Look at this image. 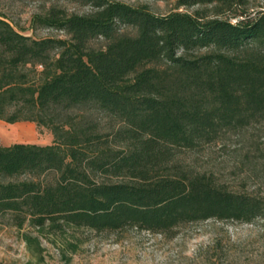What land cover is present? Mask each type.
I'll use <instances>...</instances> for the list:
<instances>
[{
    "label": "trees",
    "instance_id": "trees-1",
    "mask_svg": "<svg viewBox=\"0 0 264 264\" xmlns=\"http://www.w3.org/2000/svg\"><path fill=\"white\" fill-rule=\"evenodd\" d=\"M72 1L92 11L51 6L30 23L66 38L27 36L0 14V120L53 136L50 145L0 140V217L37 231L24 236L37 255L40 237L76 253L67 237L79 230L168 235L264 218V177L263 190L235 191L176 158L263 126L264 12L251 17L249 0H175L197 9L167 15Z\"/></svg>",
    "mask_w": 264,
    "mask_h": 264
},
{
    "label": "rangeland",
    "instance_id": "rangeland-1",
    "mask_svg": "<svg viewBox=\"0 0 264 264\" xmlns=\"http://www.w3.org/2000/svg\"><path fill=\"white\" fill-rule=\"evenodd\" d=\"M129 5H147L157 15L173 11L193 13L197 7L177 9L175 0H116ZM51 6L64 8L68 13L89 14L90 6L72 0H0V14H6L25 30L24 34L37 39L66 38L64 32L49 28L30 30L35 14ZM249 14L264 12V0H249ZM235 21V20H233ZM103 41L93 42L101 46ZM0 140L3 146L13 144L50 145L52 134L40 130L35 123L19 122L10 125L0 120ZM177 159L187 170L213 174L218 183L241 192L263 190L264 124L241 135L197 150H178ZM39 237L26 226L22 231L0 217V264H264V218L251 223L217 219L186 224L174 233L164 235L129 227L120 232H75L76 253L65 249L64 239L56 243L40 237L42 255L31 250L24 236ZM71 238V239H70ZM70 256L66 261L65 256Z\"/></svg>",
    "mask_w": 264,
    "mask_h": 264
}]
</instances>
